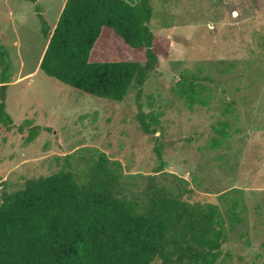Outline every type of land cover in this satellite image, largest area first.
I'll list each match as a JSON object with an SVG mask.
<instances>
[{"label":"rangeland","instance_id":"rangeland-1","mask_svg":"<svg viewBox=\"0 0 264 264\" xmlns=\"http://www.w3.org/2000/svg\"><path fill=\"white\" fill-rule=\"evenodd\" d=\"M151 2L158 67L140 101L137 88L113 101L82 94L39 66L47 44L39 14L54 25L65 0H0V41L12 62L0 101L15 122L0 133V204L30 178L117 162L126 198L143 201L149 188L164 187L219 206L229 238L217 264H264V0ZM145 59V48L109 27L90 54V61ZM183 74L205 84V104L190 108L175 93ZM140 112L158 115L156 133L143 131ZM232 209L241 216L235 226Z\"/></svg>","mask_w":264,"mask_h":264},{"label":"trees","instance_id":"trees-1","mask_svg":"<svg viewBox=\"0 0 264 264\" xmlns=\"http://www.w3.org/2000/svg\"><path fill=\"white\" fill-rule=\"evenodd\" d=\"M153 12L151 0H65L54 25L39 14L47 40L39 66L82 94L122 101L137 88L140 101L145 81L159 64L150 25ZM103 27L112 28L131 47L145 48L146 59L90 61ZM0 68V83L8 82L12 62L1 41ZM205 88L197 75L183 74L175 93L192 108L206 103ZM138 120L144 132L156 133L158 115L140 112ZM220 124L225 134L228 121ZM14 126L1 100L0 133ZM155 151L160 171L161 147ZM120 179L119 163L105 167L96 160L83 174L62 168L5 193L0 204V264L218 263L229 236L226 215L217 204H194L164 187L149 188L143 201L129 199ZM227 216L232 226L241 220L234 209Z\"/></svg>","mask_w":264,"mask_h":264}]
</instances>
